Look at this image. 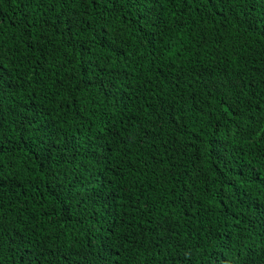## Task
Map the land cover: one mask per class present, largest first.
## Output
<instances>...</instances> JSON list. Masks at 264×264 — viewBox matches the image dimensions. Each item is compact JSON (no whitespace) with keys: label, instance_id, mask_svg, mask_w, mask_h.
I'll use <instances>...</instances> for the list:
<instances>
[{"label":"trees","instance_id":"trees-1","mask_svg":"<svg viewBox=\"0 0 264 264\" xmlns=\"http://www.w3.org/2000/svg\"><path fill=\"white\" fill-rule=\"evenodd\" d=\"M0 264H264V0H0Z\"/></svg>","mask_w":264,"mask_h":264},{"label":"clouds","instance_id":"clouds-1","mask_svg":"<svg viewBox=\"0 0 264 264\" xmlns=\"http://www.w3.org/2000/svg\"><path fill=\"white\" fill-rule=\"evenodd\" d=\"M185 40V36L181 32L175 33L169 42L170 51L166 53V56L169 60L175 58L182 50L183 41Z\"/></svg>","mask_w":264,"mask_h":264}]
</instances>
